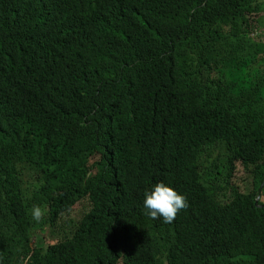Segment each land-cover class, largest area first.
I'll return each mask as SVG.
<instances>
[{"label": "trees", "instance_id": "16d2710c", "mask_svg": "<svg viewBox=\"0 0 264 264\" xmlns=\"http://www.w3.org/2000/svg\"><path fill=\"white\" fill-rule=\"evenodd\" d=\"M263 29L264 0H0V264H264Z\"/></svg>", "mask_w": 264, "mask_h": 264}, {"label": "clouds", "instance_id": "9594fccd", "mask_svg": "<svg viewBox=\"0 0 264 264\" xmlns=\"http://www.w3.org/2000/svg\"><path fill=\"white\" fill-rule=\"evenodd\" d=\"M142 206L150 218H160L162 222L170 223L177 213L187 206V200L185 194L170 182L160 180L144 191ZM31 215L34 220L39 221L42 209L38 206L33 207Z\"/></svg>", "mask_w": 264, "mask_h": 264}, {"label": "rangeland", "instance_id": "374dc122", "mask_svg": "<svg viewBox=\"0 0 264 264\" xmlns=\"http://www.w3.org/2000/svg\"><path fill=\"white\" fill-rule=\"evenodd\" d=\"M259 32H260V35L264 37V29L259 30ZM258 115L262 116V113L259 112ZM218 157L221 158V156L218 155L217 153L213 155V159L218 158ZM260 201L264 203V196L260 198ZM40 208L42 209V217L36 225V231L33 237V243L34 245L44 246L46 242V239H44V237L46 236L47 231H48L47 218L49 216H48V209L46 206L41 205Z\"/></svg>", "mask_w": 264, "mask_h": 264}, {"label": "bare ground", "instance_id": "6f19581e", "mask_svg": "<svg viewBox=\"0 0 264 264\" xmlns=\"http://www.w3.org/2000/svg\"><path fill=\"white\" fill-rule=\"evenodd\" d=\"M260 200V199H259Z\"/></svg>", "mask_w": 264, "mask_h": 264}]
</instances>
